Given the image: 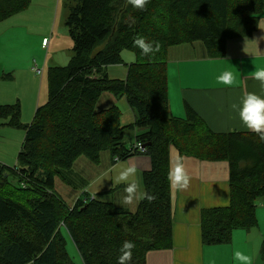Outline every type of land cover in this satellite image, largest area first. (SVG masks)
Here are the masks:
<instances>
[{"label":"trees","instance_id":"obj_1","mask_svg":"<svg viewBox=\"0 0 264 264\" xmlns=\"http://www.w3.org/2000/svg\"><path fill=\"white\" fill-rule=\"evenodd\" d=\"M67 2L73 55L66 66L49 69L47 102L27 125L19 102L0 105V126L25 129L16 165L0 164V264H75L63 230L83 264H117L125 240L136 245L132 264H147L149 253L172 249V147L181 156L229 164L228 205L201 212L204 245L229 244L234 231L256 228L257 203L264 199V142L253 132H213L192 110L186 119L174 117L167 53L171 46L197 40L211 56H222L228 40L256 30L264 0H150L143 9L128 0ZM30 4L0 0V22ZM153 24L161 28L145 34ZM138 37L158 42L159 52L143 56L134 46ZM124 51L136 60L127 65L125 79H111L107 68L125 64ZM104 94L124 98L134 123L122 126L117 106L97 110ZM128 132L134 134L130 148ZM106 151L115 162L137 155L151 161L136 213L86 192L70 206L55 189L57 178L68 181L78 159L98 164ZM260 252L264 259V248Z\"/></svg>","mask_w":264,"mask_h":264},{"label":"crops","instance_id":"obj_2","mask_svg":"<svg viewBox=\"0 0 264 264\" xmlns=\"http://www.w3.org/2000/svg\"><path fill=\"white\" fill-rule=\"evenodd\" d=\"M62 0H31V4L19 14L0 22V51L12 48L16 52L15 60L30 65L27 56L33 55L39 47L48 54L67 56L66 52L73 48L69 36L66 19L63 13L62 27L58 29L57 19ZM65 11L68 12L65 3ZM264 9V8H263ZM65 23V27L63 24ZM48 39V44L43 45ZM29 44V47L27 45ZM65 47V48H64ZM34 50V51H33ZM133 53V52H132ZM134 54V53H133ZM72 56V55H71ZM124 65L136 60L126 55ZM31 57V56H30ZM168 91L170 113L174 117L186 119L188 111L198 114L204 123L216 133L251 131L244 128L236 114L230 110V104L238 102L240 97L256 92L261 94L258 81L251 79V73L256 67L264 64V10L260 15L256 30L248 37L228 40L222 56L213 57L201 41L186 42L171 46L167 53ZM9 63L0 60V73L13 70L6 67ZM235 68L239 82L231 88L215 86L216 77L225 70ZM108 70V69H107ZM128 75L125 68L124 79ZM0 105L12 104L17 98L21 102L20 93L9 95L1 87ZM36 102L34 107H39ZM112 106L121 110V124L126 127L135 121V113L124 98H116L104 94L97 110H105ZM38 109V108H37ZM22 111V110H21ZM22 119V114H21ZM14 129L0 126V142L4 137H16L13 146L24 140ZM130 148L134 134L127 137ZM11 148L5 155L0 154V164L16 165L15 150L11 156ZM86 158V157H85ZM134 167L136 174L130 178L138 184L135 199L131 205H122L125 184L115 181L116 175L125 167ZM177 167L190 178L187 187L179 186L170 181L173 204V247L169 250L153 251L147 256V264H240L233 259L234 251H241L251 257L252 264H264L261 252L264 241H261L257 229H260V212L264 214V199L257 203L258 226L251 230H236L231 243L225 245H204L201 237V212L206 208L226 206L230 200L228 162L202 161L195 157L181 156L177 148L170 149V172L175 175ZM151 168V161L145 155L134 156L127 161L115 162L109 152L101 155V161L94 164L89 159H78L69 174L68 181L57 178L55 189L67 205L72 206L78 199H85V192L90 197H96L105 202H111L117 207L136 213L140 200L145 192L143 174ZM61 185V186H60ZM60 186V187H59ZM63 187L65 194L60 193ZM66 199V200H65ZM256 230V231H254Z\"/></svg>","mask_w":264,"mask_h":264},{"label":"rangeland","instance_id":"obj_3","mask_svg":"<svg viewBox=\"0 0 264 264\" xmlns=\"http://www.w3.org/2000/svg\"><path fill=\"white\" fill-rule=\"evenodd\" d=\"M62 6L60 9V12L58 14L57 19V27L58 29H61L62 27V19H63V13L65 12L68 14L67 11H65V3L68 4L67 0H62L61 2ZM64 27L65 23L63 21ZM147 28L150 27V29L146 30L145 34H149L152 31H156L157 29L161 28L158 27V24H153V26H146ZM28 47L29 44L27 43ZM65 48V47H64ZM101 48V47H100ZM98 48V50L100 49ZM29 54L27 56L28 63L30 62V65L28 67L24 68V64L20 61L15 60L16 58V52L12 48H8L7 51H0V60L4 61L5 63H9L8 66L10 68H14L15 71L9 70L5 73H0V91L1 87L5 90L7 94L15 95L18 92L20 93L21 98V110H22V123L27 125L31 124L34 120L36 111L38 106L34 107L36 102L40 103L39 106L44 105L48 100V71L51 67L55 66H66L69 63V60L71 58V55H73V52L71 49L66 50V52H70L69 55L61 57V56H55L53 54H48V51H43L40 47L39 49H36L35 52H33V55L30 54V47H29ZM34 51V50H33ZM123 60L127 61V56L131 57L133 60H135V56L130 51H124L122 54ZM31 56V57H30ZM131 64V63H130ZM2 67H0L1 69ZM125 68H127L126 65H115V66H109L107 69L108 76L111 79H124L125 76ZM37 70H41V74H38ZM8 74H11L13 76L12 79L7 77ZM1 93H0V102H1ZM13 103H17V98L12 99ZM11 105V104H10ZM10 128V127H9ZM14 129V128H12ZM13 133L19 134V136L23 137L25 140V129H14L12 130ZM128 137L132 135L131 132H128ZM7 136L4 137L2 142H0V154L5 155L4 152H8V149L11 148V153H8L9 156L12 155V153L15 150L16 158L20 152L21 145L18 143L15 144L16 147L13 146V140L16 137L10 136L7 140ZM23 143V141H22ZM83 159H86L83 157ZM17 161V160H16ZM9 166V165H7ZM12 167V166H11ZM61 186V185H60ZM59 186V187H60ZM60 193L65 194L66 191L63 187L60 188ZM66 200V199H65ZM260 218V229H257V233L259 234V237L261 241H264V214L263 212H260L259 214ZM256 231V230H254ZM64 236L66 238V247L67 251L69 253V256L73 260L75 264H83V261L80 257V254L78 253V250L74 244V242L71 240L69 235L66 233L65 230H63ZM260 259H262V256H260Z\"/></svg>","mask_w":264,"mask_h":264},{"label":"clouds","instance_id":"obj_4","mask_svg":"<svg viewBox=\"0 0 264 264\" xmlns=\"http://www.w3.org/2000/svg\"><path fill=\"white\" fill-rule=\"evenodd\" d=\"M128 2L136 9H143L150 0H128ZM134 46L140 49V52L145 57H151L159 52L160 45L158 42H149L143 37H138L134 40ZM251 79L258 81L261 94L249 92L240 97L238 102L230 104V110L237 115L241 125L247 130L257 134L259 140L264 142V64L256 67L251 73ZM239 82V75L235 68L225 70L216 77L215 86L231 88ZM136 174L134 167L123 168L115 177L116 183L125 184L124 195L122 196V205H131L135 199L138 184L130 181L131 177ZM189 177L183 172L182 167H177L175 175L169 173V180L179 186L187 187ZM151 199V197H148ZM136 245L133 241H123L119 248L117 264H132L133 251ZM233 259L239 261L240 264H252L251 257L245 255L241 251H234Z\"/></svg>","mask_w":264,"mask_h":264},{"label":"built area","instance_id":"obj_5","mask_svg":"<svg viewBox=\"0 0 264 264\" xmlns=\"http://www.w3.org/2000/svg\"><path fill=\"white\" fill-rule=\"evenodd\" d=\"M47 44H48V39H45L43 45L46 46ZM37 72H38V74H41L42 71L41 70H37ZM138 147H139V149H142V145L141 144H138Z\"/></svg>","mask_w":264,"mask_h":264}]
</instances>
